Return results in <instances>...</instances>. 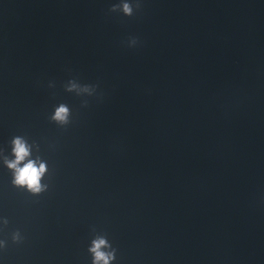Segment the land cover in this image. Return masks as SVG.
<instances>
[{"label": "water", "instance_id": "95a60500", "mask_svg": "<svg viewBox=\"0 0 264 264\" xmlns=\"http://www.w3.org/2000/svg\"><path fill=\"white\" fill-rule=\"evenodd\" d=\"M117 3L0 0V147L49 169L33 195L0 167V257L91 264L102 233L114 264H264V0Z\"/></svg>", "mask_w": 264, "mask_h": 264}, {"label": "clouds", "instance_id": "9594fccd", "mask_svg": "<svg viewBox=\"0 0 264 264\" xmlns=\"http://www.w3.org/2000/svg\"><path fill=\"white\" fill-rule=\"evenodd\" d=\"M139 6V2H137L136 7ZM112 7L119 9L126 16L133 14L132 0H119V3ZM65 90L88 95L93 92L90 85L81 84L75 80H69L65 85ZM48 118L59 126H66L71 122L72 110L66 103L60 102L54 106ZM0 167L9 171L10 183L14 187L21 188L33 195L48 190V183L42 182L43 177L49 171L48 161L40 155V144L34 139H29L25 135L12 136L6 148L0 147ZM7 223V218L0 216V224ZM23 239L19 229L12 233L13 241L18 243ZM6 243V240L0 239V250L6 247ZM87 251L91 256V264H114L117 259V249L102 233L92 236ZM0 264H4L3 257H0Z\"/></svg>", "mask_w": 264, "mask_h": 264}]
</instances>
